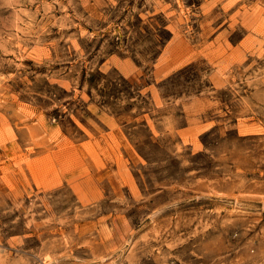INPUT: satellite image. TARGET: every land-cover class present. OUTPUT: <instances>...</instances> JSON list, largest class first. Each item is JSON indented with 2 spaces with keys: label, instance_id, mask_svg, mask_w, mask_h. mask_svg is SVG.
Listing matches in <instances>:
<instances>
[{
  "label": "rangeland",
  "instance_id": "obj_1",
  "mask_svg": "<svg viewBox=\"0 0 264 264\" xmlns=\"http://www.w3.org/2000/svg\"><path fill=\"white\" fill-rule=\"evenodd\" d=\"M0 264H264V0H0Z\"/></svg>",
  "mask_w": 264,
  "mask_h": 264
}]
</instances>
